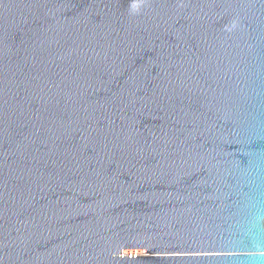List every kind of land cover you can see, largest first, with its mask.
<instances>
[{"label":"water","instance_id":"95a60500","mask_svg":"<svg viewBox=\"0 0 264 264\" xmlns=\"http://www.w3.org/2000/svg\"><path fill=\"white\" fill-rule=\"evenodd\" d=\"M0 264H264V0H0Z\"/></svg>","mask_w":264,"mask_h":264}]
</instances>
